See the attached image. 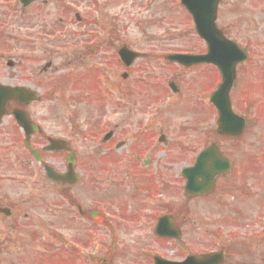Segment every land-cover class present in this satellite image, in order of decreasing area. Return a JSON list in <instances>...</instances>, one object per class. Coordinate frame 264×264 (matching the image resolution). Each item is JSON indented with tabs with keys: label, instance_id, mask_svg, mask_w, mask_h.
<instances>
[{
	"label": "flooded vegetation",
	"instance_id": "af4514ba",
	"mask_svg": "<svg viewBox=\"0 0 264 264\" xmlns=\"http://www.w3.org/2000/svg\"><path fill=\"white\" fill-rule=\"evenodd\" d=\"M145 1L151 5L153 1L160 4L166 0ZM97 3L98 0H0V93L4 89H34L32 81L29 82L28 66L35 59L42 60L37 52L53 58L63 44L82 56L109 55L111 40H117V36H110L112 33L100 19L91 16ZM200 4L202 9L212 10V0H200ZM216 14L218 27L241 47L239 54L246 56L235 65V70L225 77L221 68L226 63H221L220 68L210 64L191 68L169 66L185 74L197 75L200 71L195 79L187 80L194 87L193 100L200 108L209 106L210 102L199 95L231 81V108L243 122L240 136L218 137L210 117V128L195 142L203 141L201 148L218 143L220 153L231 164L228 172L216 177L213 191L202 196L188 195L186 191L183 172L195 163L197 148L185 143L174 145L162 127L156 135L163 136L164 144L158 142L148 155L147 149L143 150L146 147L139 144L149 141L148 132L155 130L151 125L141 124L139 142L133 141L135 149L125 159L114 157L98 166L101 175L113 173L99 180L109 184V191L116 189L115 196L105 192L100 200L101 210L87 208L84 201L79 202L75 197L80 196L75 188L82 194L90 190L92 183L85 179L87 184L81 189L87 177L78 171L79 156L75 149L70 145L65 151L62 143L51 147L52 137H65L48 133L42 119H36L38 106L46 104L44 98L32 103L7 101L0 117V208L10 213H0V225L5 226L0 227V264L11 246L16 250L11 264H25L23 258H18L19 243H11L8 233L20 231L26 224L31 231L30 247L43 256L49 253L61 264H161L158 258L177 263L187 260L190 264H264V161L259 157L264 137V0H219ZM185 15L190 25L192 18L186 11ZM51 61L50 67L42 66L43 74L54 66ZM102 61L99 67L111 71L112 65L106 64L105 58ZM150 63H145L141 80L152 77ZM128 72L132 74L134 69ZM178 76L176 73L179 80L175 81L176 104L188 98L183 89L186 81ZM108 77L112 80V73ZM198 101L204 106L197 104ZM19 112L24 113L31 125L32 135L28 140L15 117L21 116ZM47 118L51 120L49 113ZM111 126L112 130L104 132L111 134V138L103 145L113 152L119 146L125 149L131 145L130 138L123 141L118 137L120 126L114 117ZM232 142L243 147L229 149ZM175 147L178 155L170 157ZM158 150L164 159L169 153L170 162L186 155L191 157L178 170L175 164L156 160ZM152 166L162 181L159 188L153 184L149 169ZM47 169L63 177L59 181L50 180ZM164 171L173 173L167 176ZM121 176L129 179V185L123 183ZM106 177H112L113 181ZM126 188L134 192H127ZM160 219H164L172 237L157 236ZM53 221L54 251L41 237L46 228L44 222ZM48 259L41 264H46Z\"/></svg>",
	"mask_w": 264,
	"mask_h": 264
},
{
	"label": "rangeland",
	"instance_id": "374dc122",
	"mask_svg": "<svg viewBox=\"0 0 264 264\" xmlns=\"http://www.w3.org/2000/svg\"><path fill=\"white\" fill-rule=\"evenodd\" d=\"M175 3L178 2L172 0L159 4L153 1L152 6H150L145 0H118V2L117 0H98L99 9L92 13V16L96 19L99 18L100 22L106 26V30L111 33L118 30L122 44H126L130 49L143 54L141 65L136 67V73L129 81L121 80L123 70L118 66L117 54L114 55L116 50L112 48L109 55H99L97 58L93 55L82 56L81 52H72L68 47L64 48V45L60 44V50H57L53 58L50 55L45 58L40 51L36 54L37 56L41 55L42 60L37 61L35 59L29 63V82L32 81L31 86L40 88L46 103L44 106H38L35 115H39L36 116V119L41 118L45 128H49L59 135L68 136L67 138L70 139L74 151L79 156L77 159L78 171L82 176L90 178L89 180L84 178L81 189L87 184L85 179L92 183L90 190H85L82 194H80L79 188H75V192L80 195L75 197L79 199V202L84 201L82 203H85L87 208L97 206V198L105 197V192H108L112 197L117 192L116 189L109 191V184L99 180L102 176L113 175V173L101 175V172H98L101 161H104V158L110 153L109 149H100L99 136L103 132L112 130L111 119L113 117L120 126L118 137L123 141L130 138L132 144L128 148H121L119 151L114 150L109 160H113L117 154L118 158L125 159L127 153L135 149L133 146L136 143L133 141L139 142L137 134L138 129H141V124L151 125V129L155 130L148 132L151 134L149 141L144 143L141 140L142 144H139L146 147L143 150L147 149L149 155L150 150L155 147L154 145L158 144V136L156 135L158 129L163 127L166 134H169L170 139L173 140L174 145L185 143L197 147L201 144L195 142L199 141L198 139L205 129L210 128L209 117H212V122L214 120L213 110H211L212 114L207 112L205 114V111L202 113L197 105L195 107L190 102L194 87L189 85L187 81L183 88L185 94H188L189 101L188 98L185 101H178L177 104L167 101V98L172 97L168 84L170 81L176 80V73L179 70H173L169 65L159 62L157 59H163L164 56L175 52L196 54L203 50L199 37L193 30L189 31L188 26H186L183 10ZM102 58H105L106 64L112 65V70L109 71L108 68L107 73H112L113 81L109 79L106 71V74L102 71L96 73L91 69L92 66L103 63ZM50 60L54 66L46 74H43L42 66ZM146 62H153L151 69L156 70L150 79V84H142L139 80L142 64ZM193 74L189 73L187 77L190 78L194 76ZM80 75L85 79L81 78ZM212 77L217 81L214 75ZM63 82L71 85V87L64 89L61 85ZM84 82L88 84L89 88ZM154 83L156 85L151 86ZM82 90L86 95H81ZM97 91L101 92L100 94L106 92L107 96L100 99L101 95ZM197 104L204 106V103L200 101ZM48 113L51 120L47 118ZM201 119L207 120L204 122ZM98 123L99 126L97 127L96 124ZM74 125L79 130L75 136L71 135V131L75 129ZM213 127L216 129L215 124ZM86 134L91 135L86 136ZM193 142L195 144H192ZM231 147L238 149L243 146L232 143ZM99 149L101 152L97 154L96 151ZM160 153L158 150L155 154L156 160L161 159ZM174 155H178L176 147L170 157H174ZM170 157L168 153L167 158L164 159L168 162L167 165L175 164V168L179 170L191 156H182L175 162H170ZM149 169L153 175V184L156 188L161 187L162 181L154 174V167ZM172 171H164V173L169 176L173 173ZM106 179L113 181L112 177H106ZM120 179L125 185H129V179L122 176ZM102 185L106 187V191ZM126 190L127 192H134L133 189L128 190L126 188ZM44 224L46 226L44 235L47 236V240L55 239L53 235L56 228L55 221L44 222ZM28 225H24L21 231L13 230L8 233L11 243L15 241L26 248L28 255H24L25 264H28L27 261L31 264L36 262L41 264L45 258H49L46 264H61L58 258L49 256V253L48 256H43L41 252H31L32 248L27 243L30 231L26 227ZM0 227L4 228L5 226L0 225ZM43 248L45 247L43 246ZM15 254L16 250L11 246L7 257L11 259Z\"/></svg>",
	"mask_w": 264,
	"mask_h": 264
},
{
	"label": "water",
	"instance_id": "95a60500",
	"mask_svg": "<svg viewBox=\"0 0 264 264\" xmlns=\"http://www.w3.org/2000/svg\"><path fill=\"white\" fill-rule=\"evenodd\" d=\"M182 2L188 7L190 13L195 17V22L197 26V32L200 36H202L208 43L209 47V53L206 58H201L199 56H179L174 55V57H167L171 62L178 61L183 65H193L199 62H210L213 64H218V62L221 60L219 57H217L218 49H220V42L216 40L217 36L221 35V33L216 29H209L207 26L201 25L202 19L199 15V10L197 8V5L195 4V0H182ZM222 45L229 46L234 49V46L232 43H226L221 42ZM230 48V49H231ZM124 61L132 62L133 55L130 52H127L126 50H123L120 55ZM213 103L215 104L217 110L220 113V127L224 125V122L227 118L231 117V110L229 109V105L226 107L223 105L222 100V93L221 91L217 92L213 95L212 99ZM1 105V104H0ZM223 129V127H222ZM205 156V154H203ZM202 156V157H203ZM205 167H212L205 164ZM207 184L210 185V180H205Z\"/></svg>",
	"mask_w": 264,
	"mask_h": 264
}]
</instances>
